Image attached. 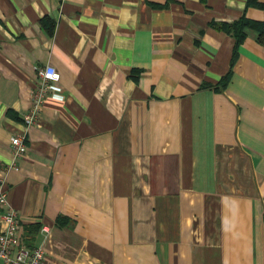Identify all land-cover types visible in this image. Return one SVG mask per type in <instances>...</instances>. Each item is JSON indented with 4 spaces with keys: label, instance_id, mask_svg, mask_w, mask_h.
I'll return each mask as SVG.
<instances>
[{
    "label": "crops",
    "instance_id": "1",
    "mask_svg": "<svg viewBox=\"0 0 264 264\" xmlns=\"http://www.w3.org/2000/svg\"><path fill=\"white\" fill-rule=\"evenodd\" d=\"M243 14L264 19L247 0H0V215L42 264H264V45L212 25Z\"/></svg>",
    "mask_w": 264,
    "mask_h": 264
},
{
    "label": "built area",
    "instance_id": "2",
    "mask_svg": "<svg viewBox=\"0 0 264 264\" xmlns=\"http://www.w3.org/2000/svg\"><path fill=\"white\" fill-rule=\"evenodd\" d=\"M37 79L30 93V105L22 114V123L27 126L36 121V113L41 106L43 97L51 91L52 84L58 79V72L50 64L36 70ZM13 156H18L26 149L24 132L15 133L9 138ZM5 203L4 192L0 188V204ZM0 228V264H42L44 252L40 247H26L20 244L18 220L11 208L5 209L1 215Z\"/></svg>",
    "mask_w": 264,
    "mask_h": 264
},
{
    "label": "trees",
    "instance_id": "3",
    "mask_svg": "<svg viewBox=\"0 0 264 264\" xmlns=\"http://www.w3.org/2000/svg\"><path fill=\"white\" fill-rule=\"evenodd\" d=\"M248 5H258L264 10V0H247ZM41 24L44 26L48 33L51 32L52 29V21L46 17H42L39 19ZM212 25L221 28L230 34H232L235 38L236 44L241 41V39L245 36V27H251L256 30V39L259 43L264 45V19L263 20H252L247 18L244 14L237 18L232 22H212ZM226 76L221 79L220 84L224 83L226 80Z\"/></svg>",
    "mask_w": 264,
    "mask_h": 264
}]
</instances>
